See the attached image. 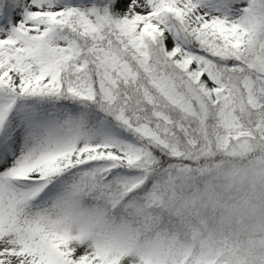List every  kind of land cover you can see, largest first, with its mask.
Returning a JSON list of instances; mask_svg holds the SVG:
<instances>
[{"label":"snow or ice","instance_id":"obj_1","mask_svg":"<svg viewBox=\"0 0 264 264\" xmlns=\"http://www.w3.org/2000/svg\"><path fill=\"white\" fill-rule=\"evenodd\" d=\"M0 264H264V0H0Z\"/></svg>","mask_w":264,"mask_h":264}]
</instances>
